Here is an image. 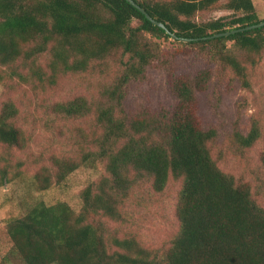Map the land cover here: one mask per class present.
Instances as JSON below:
<instances>
[{
    "label": "trees",
    "instance_id": "1",
    "mask_svg": "<svg viewBox=\"0 0 264 264\" xmlns=\"http://www.w3.org/2000/svg\"><path fill=\"white\" fill-rule=\"evenodd\" d=\"M134 1L166 29L127 0H0V65L11 70V77L55 86L64 74H86L109 63L119 68L99 102L78 97L57 105V112L68 118L95 114L102 130L96 150L78 161L53 157L34 178L47 191L81 167L102 168L101 176L83 190L79 211L62 200H41L10 219L7 231L14 251L22 264H264V204L258 199L263 184L254 193L249 183L221 169L213 155L217 130L205 129L197 114L199 95L209 90L216 73L231 71L248 88L247 65L255 66L264 54V27L206 38L264 20L253 0ZM219 4L231 15L196 20ZM167 30L180 47L207 54L216 70L194 76L170 73L176 99L172 110L142 107L128 113L130 85L145 80L155 62L166 60L153 39H171ZM45 55L46 66L40 63ZM18 116L16 104L5 102L0 187L17 177L23 165L14 167V151L30 143ZM261 137L258 122L247 135L234 133L242 149L252 148ZM260 161L264 173V152ZM171 177L181 182L179 228L158 247H146L126 235L123 207L141 183L149 182L160 193Z\"/></svg>",
    "mask_w": 264,
    "mask_h": 264
},
{
    "label": "rangeland",
    "instance_id": "2",
    "mask_svg": "<svg viewBox=\"0 0 264 264\" xmlns=\"http://www.w3.org/2000/svg\"><path fill=\"white\" fill-rule=\"evenodd\" d=\"M253 1L260 19L264 20V0ZM229 15L231 12L219 4L199 13L196 20L204 23ZM153 40L161 45L166 60L155 62L148 69L145 80L130 85L125 102L128 113H136L142 107L153 111L163 107L172 110L176 99L170 90V73L194 76L207 68L216 70L210 57L199 49L180 47L173 38ZM48 61V55L40 59L44 66ZM165 62L170 68H165ZM247 68L248 88L231 71L216 73L209 90L199 95L197 114L205 129L217 130L213 155L221 169L239 181L249 183L254 193H258L259 185L263 184L260 188L263 195L258 199L264 204V173L260 161L264 152V54L255 66L247 65ZM118 72V65L109 63L86 74H64L52 86L20 81L18 77L10 76L9 68L0 65V112L5 102L13 101L19 109L17 124L30 140L26 149L13 153L14 167L16 163H23L18 176L0 187V264H22L8 235L10 219L25 215L41 200L46 203L62 200L79 211L83 190L101 176L102 168L81 167L65 183L47 191H41L34 178L44 165L52 164L53 157L78 161L85 153L96 150L102 130L95 114L68 118L57 112V105L78 97L99 102L103 89L112 83ZM255 122L260 125L262 137L252 148L242 149L236 143L234 133L238 130L247 135ZM180 189L181 182L172 177L160 193L149 182L141 183L123 207L128 232L124 230V233L137 237L146 247H158L168 241L179 228Z\"/></svg>",
    "mask_w": 264,
    "mask_h": 264
},
{
    "label": "water",
    "instance_id": "3",
    "mask_svg": "<svg viewBox=\"0 0 264 264\" xmlns=\"http://www.w3.org/2000/svg\"><path fill=\"white\" fill-rule=\"evenodd\" d=\"M130 4H132L133 6H135L136 8H138L143 14L146 15V17L151 20L155 25H158L164 29H166V26L163 24V23H160L156 20H154L150 14L147 13V11L145 9H143L141 6H139L134 0H127ZM261 27H264V21L260 22L259 24H255V25H250V26H246V27H242V28H238V29H235V30H232V31H229V32H226V33H219V34H216V35H213L211 37H207L206 39H212V38H218V37H223V36H230L232 34H237V33H242V32H245V31H250V30H254V29H257V28H261ZM167 33L169 35L172 36L173 39H177V36L175 34H171V32L169 30H167ZM193 39H189V38H181V41L183 42H191ZM196 40H199V39H196Z\"/></svg>",
    "mask_w": 264,
    "mask_h": 264
}]
</instances>
